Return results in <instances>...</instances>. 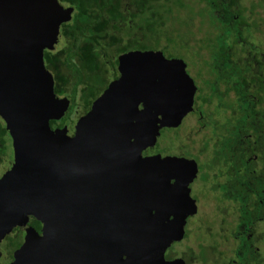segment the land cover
I'll list each match as a JSON object with an SVG mask.
<instances>
[{"label":"water","instance_id":"1","mask_svg":"<svg viewBox=\"0 0 264 264\" xmlns=\"http://www.w3.org/2000/svg\"><path fill=\"white\" fill-rule=\"evenodd\" d=\"M72 10L58 0H0V118L15 159L0 178V238L21 228L10 264H182L163 254L196 210L188 192L197 163L142 151L164 127L202 125L199 89L181 58L126 50L75 134L51 126L69 99L54 91L43 50L57 45ZM28 214L40 232L25 226Z\"/></svg>","mask_w":264,"mask_h":264},{"label":"trees","instance_id":"2","mask_svg":"<svg viewBox=\"0 0 264 264\" xmlns=\"http://www.w3.org/2000/svg\"><path fill=\"white\" fill-rule=\"evenodd\" d=\"M58 1L64 5L72 6L73 10L70 18L59 25L57 45L53 49L45 48L43 50V59L46 68L53 74L54 91L59 95L67 96L69 99L67 109L60 117V120H58L60 124L74 116L75 108H77V114L88 110L91 102L104 90L108 82L118 76L117 63L120 53L132 49L157 47L158 45L155 49L159 48L165 56L171 57L174 55L170 51V44L181 38L178 34L168 31L165 25L166 21L169 22L176 18L177 15L175 13L178 14L181 11L180 8L184 6L182 0ZM203 1L208 5L210 0ZM230 1L233 2V0ZM156 6H159L161 14H158V11L155 10ZM216 18L213 21L209 20L212 30L210 34H205L204 38L199 40L198 46L202 50H207L210 53L215 52L218 55L223 51L225 45L215 40L222 33L219 27L220 23L216 21ZM186 21L188 26L195 27L191 21ZM227 31L226 29L224 32ZM162 40L166 42L165 47L161 45ZM182 40L180 41L182 42ZM183 47L182 49H184ZM184 51L189 55L191 53L197 57L201 56L197 49L194 48V45L189 46ZM165 52L168 54H165ZM203 59L204 57L201 60L203 61ZM197 82V87L202 92L201 99L205 102L208 94L203 92L205 88L204 81L201 78ZM232 110L236 112L234 106ZM238 113L233 114V122L242 118L245 122L249 121L250 123V114H253L252 112ZM256 118H261L259 122L264 124V112H261ZM55 122L56 120L51 119L50 125ZM4 124V121L0 118L1 142L3 141L2 137L8 136ZM243 125L244 131L251 128L250 124ZM219 126L211 127V131L217 143L215 146H219L218 149H221L222 153L220 156L222 161L219 163V167H223L224 161L226 183L221 190L224 189L226 192H222L216 197L220 200L223 197L231 198L229 197L231 195L240 204L239 209L235 211V215L232 217V221H235L237 228L235 227L233 231L228 228L220 232L222 237L228 239L231 236L235 237V242L230 245V254L223 257L227 259L231 255L230 261L235 264H258L260 260H254V262L253 260H243L240 262L239 260L243 258V255L240 254V250H235V247L246 237L249 239L252 232H255L258 227L262 229L261 226L264 225V214L261 212L262 208H264L263 136L256 132L258 136L255 138V142L250 143V141H245L244 137L239 135L236 140L229 141L230 143L218 144L221 140L220 136L229 131V127ZM258 127L261 128V125ZM164 130L171 132L173 128H163L160 131V135ZM159 139L158 137L157 142H159ZM256 144L258 145L257 148H253ZM162 147L158 145L157 149L159 148L158 150L161 151L170 149V146L169 148L163 147L164 149ZM214 149L217 150L216 148ZM254 154L257 155V158H253ZM235 156L238 157L236 162L240 167L238 171L228 169L226 166L227 161L232 160ZM255 162H257L256 165ZM199 163V168L203 170L205 167L204 163L202 164L200 161ZM198 175L202 180L207 178L203 171ZM227 179L229 180L227 181ZM237 180L240 181V186L243 189L248 190L246 194H237V190L231 191L232 183H237ZM241 196L243 198L240 200ZM243 208L244 210H242ZM217 232H211L212 237L215 238V243ZM262 239L264 240V234ZM254 241V246L250 247L258 250L256 249V243L258 244V242ZM219 251L223 255L224 252L222 250Z\"/></svg>","mask_w":264,"mask_h":264},{"label":"flooded vegetation","instance_id":"3","mask_svg":"<svg viewBox=\"0 0 264 264\" xmlns=\"http://www.w3.org/2000/svg\"><path fill=\"white\" fill-rule=\"evenodd\" d=\"M243 3H245V1ZM243 3L242 0H233V2L230 0H210L208 2V5H205L207 8H213L216 10V16L211 17L209 20L213 21L214 18L217 17L216 21L220 23L219 27L222 33L217 38H215V40L223 43L225 46L223 48V51L218 55L215 52L210 53L206 50L208 53L207 58H204L205 61L204 59L203 61L200 60V63L203 65L204 70V72L202 73V79L205 86L203 92L204 94L206 93L208 95H206L207 101L205 100V102H203V100L201 99V103L197 107L199 111L198 119L199 121H202V125L196 131H193L191 129L190 134H196L203 127L204 129L210 131L211 127H214L216 125H220L219 127H229V131L222 135L223 138L222 136H220L221 140L218 144L225 143L226 140L234 141L236 140V137L238 138L239 135L241 137H244V140L247 141V136L244 133L240 134L239 131L242 118L240 117L241 119H236L234 123L232 121L233 114H239L238 112H264V51H259L262 49H259L255 42L257 37L264 34V0H250L251 5L249 7L245 5L246 3ZM226 29L228 31L224 32ZM231 31H233V33H231ZM209 44L211 45V43ZM198 77L197 80L201 79ZM199 93L201 98L202 92L200 90ZM217 99L218 103L216 102ZM221 99H230V105L232 107H235L236 112L232 110L231 115L227 114L231 117L230 123L233 124L225 122L226 116L224 117L219 115V112L218 121L215 120L213 123L211 121L212 113L211 111H209V108H212V106L215 105L216 107H218V111H224L220 107L222 104ZM226 108L229 109L228 107ZM88 110L84 111L83 113L77 114V117H72L64 123L61 122V124L58 121L60 119H58L53 125L51 124V126L54 127L66 125L68 134L70 136H73L75 134L74 125L77 119L81 115L85 114ZM235 124L237 126H233ZM257 128L259 127L251 126V128L246 130L250 134L252 133V140L250 141V143L255 141V138H257L258 136L256 134V131L254 130ZM173 130L176 129L173 128ZM7 133L8 136L2 137L3 141H0V178L12 168L15 162L12 139L8 131ZM212 134L213 133L211 131V135L207 137L208 140L205 146L210 149V140H213V147L218 149L219 146H215L217 145V143ZM179 136L180 133L176 134V137H178L179 141L178 139H174L173 141H177V144H171L170 149H166L165 151L158 150L159 148L157 149V146L161 143H158V140H156L153 146H148L142 151L143 156L161 154V156L163 157L166 155H172L176 157H186L189 159H194L198 167L196 175L189 183L188 192L189 199L192 200V203L196 206V210L186 216L183 237L180 240L173 241L165 249L163 256L166 260L181 259L182 264H219V260L222 258L224 259V264H235L230 261L231 255L227 259L223 257L229 255L228 253L230 252L226 249H224L225 251L222 250L224 245H226V247L228 249L230 248L231 250L230 245L235 242V237L231 236L228 239L220 235V232L225 229L230 228L232 231L234 230L236 225L235 221H232V217L235 215V211L239 209L240 205L239 203H237V200H235L234 197L227 198V201H223L222 198L219 200L216 197L222 192H226L224 189L221 190L222 186L226 183L224 182L226 178L224 181L220 180L221 175L226 173V170L224 169V161L222 164L223 167H219V163L222 160L220 156L216 157V161L219 163L216 167V172L214 173L215 175L212 178V180L216 181L213 182L212 188L210 184L208 185V188L204 184L197 187L198 183H200L199 181L208 183L210 177H208V174L205 173V168L203 170L199 168V161L203 164L204 160L195 152L192 153L190 147L183 146L182 141L185 140L188 136L184 137V134L180 136L184 138H179ZM247 145H249V143ZM163 147L169 148L168 145H164ZM201 150H199V154L200 152L203 153V151ZM199 170L200 172L203 171L204 174L207 175L206 179L202 180L199 177ZM159 174L161 175V172ZM173 181L174 179H171L170 183H173ZM237 192V194H241L240 190H237ZM180 198H182L181 195ZM241 199L242 196L240 197V200ZM210 201H217L216 203H219V205L221 204L220 208L223 209L220 212L216 211L217 213L225 212L229 214L220 216L215 211H210L207 213L206 218L204 217L203 220L200 219L199 215H202L200 213V208L209 205ZM179 204L180 203H177V205ZM242 210H244V208ZM170 218L171 217L168 216L166 220H170ZM206 223H210L211 225L209 227L211 228L209 231L210 236H208L213 240V242L207 241L202 237L195 235L194 231L200 229L201 226L205 225ZM39 224V221H37V219L32 214H28V220L25 226L33 227L40 232ZM18 231L20 232L21 228H19L18 230L12 229L10 231H7L4 236L0 238V264H10L14 260L13 250H15L19 245L17 244ZM212 231L217 232V244L215 243V238L211 235ZM258 233L259 231L257 228L255 232H252L250 234L249 239L252 238L251 240L246 237L244 240H242L243 244L241 241L235 247V250H240V254L243 255V258L239 260L240 262H242L243 260H253L254 262V260L258 261L260 259L261 256L258 250L250 247L254 246V240H256L258 244H260L261 240H263V235L261 236ZM185 240L187 242H184ZM258 244L256 243V249H258ZM219 246H221L220 249L218 248ZM206 248H209V253H211V255H213L214 251H216L218 257L216 261H210L211 256L207 258V255H204L207 254L205 251ZM219 250H222L224 252L223 255ZM260 252L263 253V251Z\"/></svg>","mask_w":264,"mask_h":264},{"label":"rangeland","instance_id":"4","mask_svg":"<svg viewBox=\"0 0 264 264\" xmlns=\"http://www.w3.org/2000/svg\"><path fill=\"white\" fill-rule=\"evenodd\" d=\"M244 1L246 4L243 3ZM182 2L184 3V6H182L180 8L181 11H179L178 14L175 13L177 16H176V18L172 19V21H169V22L166 21L165 27L168 31H171L173 33L178 34L181 37L180 40H182L185 37L182 40L183 43L180 40H175L173 43H171L170 44L171 45L170 51H172V54L174 55V57H180L184 60V62L186 63L187 72L189 73L190 77L194 80V83L197 86V84H196V83H198L197 77L199 76L198 78H202L203 77L202 73L204 72L203 65L200 63V60L202 59V57L207 58V56H208V53L206 50H202L199 48L198 42H200L199 40H202V38H204L205 34H210V31L212 30V28H211L209 19L211 17L216 16V13H215L216 10L213 8H207L205 6L206 3L203 0H182ZM242 3L247 5L248 7L251 5L250 0H242ZM155 10L158 11V14H161L159 6H156ZM165 13H166V11H165ZM186 16H187L186 20L191 21L195 25V27L187 25L188 22L185 20ZM174 30H175V32H174ZM187 35H189V36H187ZM255 42H256L258 48L262 49L259 51H264V34L257 37ZM150 44H152V43H150ZM161 45L165 47L166 42L164 40H162ZM183 45H184V47H183ZM193 45H194V48L197 49V51L201 54L202 57L199 55V57H200L199 58L196 55H193L191 53L189 55L184 51L186 48H188L189 46H193ZM157 47H158V45H157ZM157 47L152 46L151 49H155ZM182 47L184 49H182ZM165 49H167V48H165ZM165 54H168V53L165 52ZM221 100H222V102H221L222 104L220 107L224 111H218V107H216L215 105H213L212 108H209V111H211V113H212L211 121H212V123L215 120L218 121V117H219V115H221L224 117L226 116L225 122H227L229 124H233V123H230L231 117L229 115H227V114H230V115L232 114V109H231L232 106L230 105V99H221ZM216 102L218 103V99L216 100ZM224 105L226 107H228L229 109H227ZM75 110L76 111L73 113L74 116L72 115L73 117H77L76 116L77 115V108H75ZM218 112H219V115H218ZM207 113H208V110H207ZM259 114L260 113L250 114V116H251L250 123H249V121L245 122V120H242V122L240 123V128H239L240 134L244 133L247 136L246 140H248V141L252 140L251 139L252 133L250 134L247 131H243L242 130V126H244L243 124H247V125L250 124L252 127H254V126L258 127L261 125V128H257L254 130L257 133H259L261 136H263V140H264V124L260 123L259 122L260 119L256 118ZM184 128L185 129L184 130L182 129L181 132H179L180 130L179 131L173 130L171 132L164 130L163 132H161V135L159 136V138H160L159 142L161 144H159V146H164V145L170 146L171 144H173V145L177 144V141H173V140L178 139V137H176V134H178V133H180V136H182V133H184V135H185L184 137L188 136L185 140L182 141L183 146L190 147L191 148L190 150L192 151V153L195 152L199 157H201L204 160L203 163L205 165V167H204L206 170L205 173H207L208 177H210V180L208 183H205L204 181H199L200 183H198L197 187L202 186L204 184L208 188V185L210 184V186L212 188L213 182H216V181L212 180V178L215 175L214 173L216 172V167L219 163L216 161V157L221 156V154H222L221 149L215 150L213 148V144H214L213 140H210L211 151H210V149H208L205 146L206 142L208 140L207 137H209L211 135L210 130H206L203 127L196 134H190V131H191L190 124ZM180 136H179V138H184V137H180ZM252 137H254V136H252ZM178 141H179V139H178ZM253 142H255V141H253ZM226 143H230V142L228 140H226ZM257 146L258 145L256 144L253 146V148H257ZM263 149H264V147H263ZM199 150L203 151V153L199 154ZM225 153H227V152L225 151ZM253 158H257V155H254ZM237 159H238V157L235 156L232 158V160L227 161V163H226L227 168L232 169L234 171L235 170L238 171L240 169V167L236 163ZM256 164H257V162H255V165ZM220 180L221 181L225 180V173L221 175ZM228 180L229 179H227V181ZM224 182H226V180ZM232 184H233V186H232L231 191L240 190L241 194L247 193L246 191H248V190H245L240 186V181L237 180V183L234 182ZM229 197H232V196L229 195ZM242 198H243V196H242ZM222 200L227 201V198L223 197ZM216 202L217 201H210L209 205L204 206L203 208H200V213L202 215L201 216L199 215V218L203 220L204 217L206 218L207 213L210 211L211 212H213V211L220 212L223 208H220L221 204L219 205V203H216ZM261 212L264 214V208H262ZM217 214H219L220 216H225V215H228L229 213L222 212V213H217ZM209 216H210V213H209ZM210 226H211L210 223H206L205 225H202L200 229H197L194 231L195 235L202 237L203 239H205L207 241L213 242V240L209 237L210 236L209 231L211 229V228H209ZM261 228L262 229H260L258 227V231H259L258 234L262 236L264 234L263 233L264 232V225L261 226ZM189 238H190V236H189ZM184 242H187V241L185 240ZM262 247H264V240H261L260 244L258 245V252L261 256L260 257L261 260L259 259L260 262L258 264H264V248H262ZM218 248L220 249L221 246H219ZM224 249H226L230 252V248L228 249L226 247V245L223 246L222 250L225 251ZM205 251L207 254H204V255H207V258L211 256L210 261H216L217 260L218 257H217L216 251H214L213 255H211V253H209V248H206ZM260 251H263V253ZM228 254H230V253H228ZM219 264H224L223 258L219 260Z\"/></svg>","mask_w":264,"mask_h":264},{"label":"clouds","instance_id":"5","mask_svg":"<svg viewBox=\"0 0 264 264\" xmlns=\"http://www.w3.org/2000/svg\"><path fill=\"white\" fill-rule=\"evenodd\" d=\"M62 4V3H61ZM62 5H64V4H62ZM64 6H68V5H64ZM161 50V49H160ZM163 52V51H162ZM167 57V56H166ZM171 57H174V56H171ZM178 58H180V57H178ZM182 59V58H181ZM183 60V59H182ZM184 61V60H183ZM185 70L187 71V69H186V66H185ZM188 73V72H187ZM189 74V73H188ZM190 76V75H189ZM111 81V80H110ZM61 96H65V95H61Z\"/></svg>","mask_w":264,"mask_h":264}]
</instances>
